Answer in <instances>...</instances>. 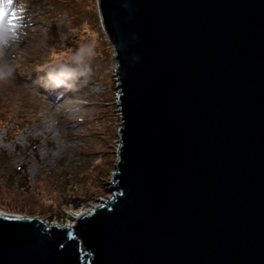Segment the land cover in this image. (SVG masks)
<instances>
[{
    "label": "water",
    "instance_id": "1",
    "mask_svg": "<svg viewBox=\"0 0 264 264\" xmlns=\"http://www.w3.org/2000/svg\"><path fill=\"white\" fill-rule=\"evenodd\" d=\"M113 197L73 225L0 210V264H264V0H97Z\"/></svg>",
    "mask_w": 264,
    "mask_h": 264
},
{
    "label": "rangeland",
    "instance_id": "2",
    "mask_svg": "<svg viewBox=\"0 0 264 264\" xmlns=\"http://www.w3.org/2000/svg\"><path fill=\"white\" fill-rule=\"evenodd\" d=\"M14 6L21 15L14 24L23 28L0 59V65H16L14 78L0 80V210L73 225L76 212L113 197L119 143L114 52L97 0H0L13 16ZM82 44L92 45L88 72L72 79L71 88L46 87L48 68L71 64L70 54Z\"/></svg>",
    "mask_w": 264,
    "mask_h": 264
},
{
    "label": "clouds",
    "instance_id": "3",
    "mask_svg": "<svg viewBox=\"0 0 264 264\" xmlns=\"http://www.w3.org/2000/svg\"><path fill=\"white\" fill-rule=\"evenodd\" d=\"M20 40L16 25L9 19L0 16V59H6L10 49ZM92 55V45L82 44L75 52L69 56L71 64L56 63L44 73V84L46 87L71 88L70 83L78 74L83 75L88 72L87 57ZM16 75V65L12 62H5L0 65V80L9 81ZM74 103H79L75 101ZM69 111L73 109H68Z\"/></svg>",
    "mask_w": 264,
    "mask_h": 264
},
{
    "label": "snow or ice",
    "instance_id": "4",
    "mask_svg": "<svg viewBox=\"0 0 264 264\" xmlns=\"http://www.w3.org/2000/svg\"><path fill=\"white\" fill-rule=\"evenodd\" d=\"M8 3L10 4L11 3V0H8ZM0 16H3L7 19H9V21L13 24H14V21H15V17L12 15V13H8L6 12L4 9L0 8Z\"/></svg>",
    "mask_w": 264,
    "mask_h": 264
},
{
    "label": "bare ground",
    "instance_id": "5",
    "mask_svg": "<svg viewBox=\"0 0 264 264\" xmlns=\"http://www.w3.org/2000/svg\"><path fill=\"white\" fill-rule=\"evenodd\" d=\"M78 212H76L74 215L77 216Z\"/></svg>",
    "mask_w": 264,
    "mask_h": 264
}]
</instances>
